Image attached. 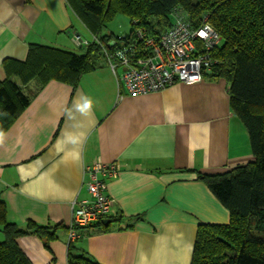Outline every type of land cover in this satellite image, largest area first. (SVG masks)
<instances>
[{
    "label": "crops",
    "instance_id": "0c3cea01",
    "mask_svg": "<svg viewBox=\"0 0 264 264\" xmlns=\"http://www.w3.org/2000/svg\"><path fill=\"white\" fill-rule=\"evenodd\" d=\"M75 36L93 38L65 0H0V80L3 61L24 60L29 45L72 51L75 42L82 49ZM85 99L92 106L80 112ZM95 162L120 168L104 179L116 221L109 232L72 243L74 250L99 264H190L198 224L229 221L197 173L222 174L253 157L224 80L204 75L194 85L130 96L121 70L114 74L103 60L76 88L46 84L0 139L8 222L67 229L72 204L88 198L83 170ZM137 216L133 228L122 229ZM57 235L49 249L35 236L16 242L32 264H66V231Z\"/></svg>",
    "mask_w": 264,
    "mask_h": 264
},
{
    "label": "trees",
    "instance_id": "16d2710c",
    "mask_svg": "<svg viewBox=\"0 0 264 264\" xmlns=\"http://www.w3.org/2000/svg\"><path fill=\"white\" fill-rule=\"evenodd\" d=\"M65 1L98 43L81 45L85 51L81 54L31 44L24 60H4L0 132L4 135L8 131L50 81L76 88L82 76L95 71L104 60L102 46L114 43L113 49H120L133 42L140 46L136 36L139 27L157 41L182 18L196 31L207 25L220 42L209 51L211 67L203 76L226 82L230 110L247 133L253 162L222 174L197 173L196 180L228 211L229 221L198 224L190 264H264V0ZM118 15L129 18V34L121 38L111 33L103 35L107 23ZM31 83L35 87L30 88ZM141 219H129L122 229L133 228ZM114 221L115 217L107 215L81 229V237L109 232ZM62 229L67 233L68 228L62 225L30 221L20 227L10 223L0 201V264H32L18 247L17 239L35 236L49 249ZM74 249L67 243L66 264H99L84 250Z\"/></svg>",
    "mask_w": 264,
    "mask_h": 264
},
{
    "label": "built area",
    "instance_id": "2783aa9c",
    "mask_svg": "<svg viewBox=\"0 0 264 264\" xmlns=\"http://www.w3.org/2000/svg\"><path fill=\"white\" fill-rule=\"evenodd\" d=\"M136 36L140 46L135 42L120 49H113L114 43L102 46L106 64L114 74L121 70L122 85L130 96L160 92L175 83L201 82L203 72L211 67L209 51L220 42L209 26L203 25L196 31L183 18L176 20L157 41L148 37L141 27L137 28ZM74 39L81 45L98 43L94 37L90 42L82 41L79 36ZM119 171L116 162H95L84 168L88 198L72 204L67 243L76 242L81 238V229L109 214L112 202L104 179L116 177Z\"/></svg>",
    "mask_w": 264,
    "mask_h": 264
},
{
    "label": "rangeland",
    "instance_id": "374dc122",
    "mask_svg": "<svg viewBox=\"0 0 264 264\" xmlns=\"http://www.w3.org/2000/svg\"><path fill=\"white\" fill-rule=\"evenodd\" d=\"M130 30H131V22L129 18L124 15H118L112 21L107 23V26L103 29L102 33L103 35L111 33L115 37L121 38L124 37L125 35H128ZM78 48L79 46L74 42V50H72L73 53L81 54L85 52L84 47L83 50ZM117 72H120V70L118 69ZM0 239H2L1 235H0Z\"/></svg>",
    "mask_w": 264,
    "mask_h": 264
},
{
    "label": "clouds",
    "instance_id": "9594fccd",
    "mask_svg": "<svg viewBox=\"0 0 264 264\" xmlns=\"http://www.w3.org/2000/svg\"><path fill=\"white\" fill-rule=\"evenodd\" d=\"M91 106H92L91 100L85 99L82 105H77V108L80 112H87L88 110H90ZM2 137H3V133L0 132V139H2Z\"/></svg>",
    "mask_w": 264,
    "mask_h": 264
}]
</instances>
